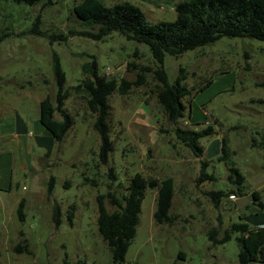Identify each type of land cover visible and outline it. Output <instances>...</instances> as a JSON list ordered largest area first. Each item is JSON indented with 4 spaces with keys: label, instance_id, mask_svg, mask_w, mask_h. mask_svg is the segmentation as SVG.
<instances>
[{
    "label": "rangeland",
    "instance_id": "374dc122",
    "mask_svg": "<svg viewBox=\"0 0 264 264\" xmlns=\"http://www.w3.org/2000/svg\"><path fill=\"white\" fill-rule=\"evenodd\" d=\"M80 1L42 0L32 6L0 0V35L6 34L0 41V264H64L65 259L71 264H113L98 229L97 196L109 190L125 193L136 173L174 178L173 218L164 224L155 221L157 189L148 187L125 264H239L240 233L231 232L230 240L218 243L209 239V231L218 228L217 237L222 238L233 223L253 225L261 214L252 201L243 207L236 201L254 191L264 201L263 149L251 145L264 136V41L222 37L181 56L167 55L163 66L169 82L183 67L184 82L192 89L183 99L185 117L172 124L158 101L162 84L154 71L159 65L149 45L116 31L102 41L79 35L50 39L85 28L74 11ZM102 1L109 6L135 3L155 23L174 20L181 0ZM38 19L42 35L32 31ZM55 53L70 91L65 108L75 124L62 141L49 145L50 132L39 114L42 99L50 96L55 102ZM94 61L100 73L118 80L137 81L140 73L145 78L128 93L115 92L109 98L114 149L107 163L99 157L101 140L87 105L88 91L80 86L93 77ZM208 125L214 134L201 139L202 156L177 139L176 127L201 130ZM230 166L244 175L243 193L249 196H239ZM202 170L215 180L200 181ZM52 176L56 183L50 194ZM212 190L225 192L218 204L208 194ZM232 193L237 200L231 199ZM23 199L21 221L17 208ZM56 204L61 207L60 225L53 221ZM107 208L115 207L107 202ZM69 211L74 213L72 224Z\"/></svg>",
    "mask_w": 264,
    "mask_h": 264
},
{
    "label": "trees",
    "instance_id": "16d2710c",
    "mask_svg": "<svg viewBox=\"0 0 264 264\" xmlns=\"http://www.w3.org/2000/svg\"><path fill=\"white\" fill-rule=\"evenodd\" d=\"M15 4L36 5L42 0H5ZM176 18L174 20H163L150 22L143 9L130 1L118 2L114 5H106L102 0H81L74 8L77 17L84 23L85 28L71 30L70 35L63 33L51 35L50 39L67 40L69 36H84L93 40H105L113 32H119L128 40L138 44L150 46L153 58L157 65L155 69L156 78L162 84L158 90V101L162 105L167 119L172 124L186 115V104L183 99L192 94V89L185 84V69L180 68V74L173 83L169 82L167 72L163 66L167 55L181 56L188 50L205 46L222 37H250L264 41V0H181L176 6ZM40 20L34 24L32 31L42 35L39 29ZM6 34L0 35V41ZM94 72L92 78L82 81L81 87L87 92V105L94 114L93 126L100 136L101 144L99 157L103 163L108 162V157L114 149L110 138L111 125L109 122L111 104L110 96L115 92L128 93L133 85L144 83V74H139V80L129 81L125 78L118 80L107 74L99 72L98 64L94 61ZM52 69L54 72L57 93L55 102L50 96H46L40 102L39 120L43 127L50 132L49 145L53 141H62L67 132L74 126L75 120L72 114L65 108V101L70 96L67 87L66 73L62 67L60 57L54 54ZM145 69V68H143ZM145 70H150L147 68ZM59 113L60 118L56 115ZM177 139L191 149L196 156H202L204 147L201 139L214 134V127L208 125L201 130L175 128ZM42 136V138H46ZM253 147H261L264 157V136L260 140L254 138ZM225 150V146L222 147ZM207 165V163H204ZM229 175L233 183L238 186L239 196L243 193L245 177L241 171L230 166ZM205 179L215 180L213 175L202 170L200 181ZM92 181V180H91ZM92 182L96 183L95 180ZM55 177H51L48 192L52 194L55 186ZM70 186V182H65ZM155 188L157 192V207L154 212L155 221L164 224L172 220L171 209L175 195L174 178L167 177L157 179L145 177L136 173L130 178L126 192L119 195L109 190L107 193L97 196L98 217L97 224L103 240L112 252L113 264H125L126 254L129 246L137 234L140 224L142 202L145 198L147 188ZM236 192V191H234ZM213 201L218 204L225 196L223 190H212L208 193ZM249 196V195H248ZM250 197L261 211L250 225L247 222L233 223L231 229L227 230L222 238H218L219 229L213 227L209 231V239L225 243L231 239V232H239L237 237L239 243V264H248L252 261L264 262V201L261 195L254 191ZM107 202L112 204L114 210L107 208ZM25 200H21L17 213L21 221L24 220ZM60 205L53 208V221L56 225L62 222ZM264 216V214H263ZM74 213L69 211L67 218L72 224ZM20 244L17 249H21ZM180 256H183V254ZM64 264H71L65 259ZM77 264H88L80 260ZM174 264H180L174 262Z\"/></svg>",
    "mask_w": 264,
    "mask_h": 264
},
{
    "label": "water",
    "instance_id": "95a60500",
    "mask_svg": "<svg viewBox=\"0 0 264 264\" xmlns=\"http://www.w3.org/2000/svg\"><path fill=\"white\" fill-rule=\"evenodd\" d=\"M252 201V198L251 197H242V198H239L237 201H236V204L237 206L239 207H243L245 206L248 202Z\"/></svg>",
    "mask_w": 264,
    "mask_h": 264
},
{
    "label": "built area",
    "instance_id": "2783aa9c",
    "mask_svg": "<svg viewBox=\"0 0 264 264\" xmlns=\"http://www.w3.org/2000/svg\"><path fill=\"white\" fill-rule=\"evenodd\" d=\"M230 197H231L232 200H237V199H238V198H237V194H235V193H232V194L230 195Z\"/></svg>",
    "mask_w": 264,
    "mask_h": 264
},
{
    "label": "crops",
    "instance_id": "0c3cea01",
    "mask_svg": "<svg viewBox=\"0 0 264 264\" xmlns=\"http://www.w3.org/2000/svg\"><path fill=\"white\" fill-rule=\"evenodd\" d=\"M157 192H158V190H157ZM245 196H248V195H245ZM242 197V196H241Z\"/></svg>",
    "mask_w": 264,
    "mask_h": 264
}]
</instances>
